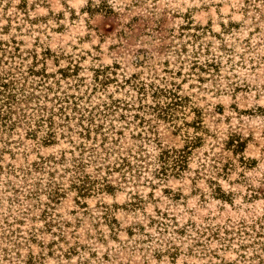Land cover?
Here are the masks:
<instances>
[{
  "label": "rangeland",
  "instance_id": "374dc122",
  "mask_svg": "<svg viewBox=\"0 0 264 264\" xmlns=\"http://www.w3.org/2000/svg\"><path fill=\"white\" fill-rule=\"evenodd\" d=\"M0 76V264H264V0H0Z\"/></svg>",
  "mask_w": 264,
  "mask_h": 264
},
{
  "label": "trees",
  "instance_id": "16d2710c",
  "mask_svg": "<svg viewBox=\"0 0 264 264\" xmlns=\"http://www.w3.org/2000/svg\"><path fill=\"white\" fill-rule=\"evenodd\" d=\"M9 81H11L10 79L8 80V78H4V76H0V119L1 121H3L5 118V115L10 111L11 109V105L13 102V98H14V89L12 87V83H10ZM9 82V83H8ZM170 105V104H168ZM171 105H177L173 104L171 102ZM114 107L116 105H113ZM106 110H108V108H105ZM164 113V112H162ZM163 115V114H162ZM162 115L160 113H157V118H162ZM52 127V123H49L48 128L51 129ZM82 132H84V136L85 137H89L91 130L89 128H82ZM52 132L49 130L47 132V136L51 137ZM81 134V133H80ZM103 136V135H101ZM105 136H103V138L101 139V143L99 144L98 148H101L102 150L108 151V147L104 146V142L107 141L106 138H104ZM47 141H50V138H46ZM95 151V150H93ZM112 152V151H111ZM166 152V151H164ZM169 152V151H168ZM93 153V152H92ZM73 154V153H72ZM165 153H163L162 151H160L159 157L157 158V169H155V172L153 174V177L155 178H161V176H164V165L166 164V160L164 159V157H162ZM141 155V154H140ZM137 160L136 156L134 154H132L129 151L125 150V151H118V160H116V162H114V164L117 166V168H115L118 171L121 170H128V172L132 171V168L134 167L133 161ZM179 163H184V156L182 158H178ZM72 164L70 165L74 171V175L75 178L73 177V179H75L77 182L82 183V185L85 183L84 181L79 179V176H81V167H82V161L80 160V156L78 157H74L71 160ZM180 165V164H177ZM181 167V166H180ZM77 176V177H76ZM84 178H86L85 175H83ZM124 177V175H122ZM105 189H108L109 186H105ZM88 192V189L84 186H79L78 187V193L84 195L85 193ZM57 194L56 192H54V195ZM217 197H224V193L221 190H218L216 193ZM219 195V196H218ZM152 224H156L157 227L159 228V230H167L168 227V222L165 221L166 216L163 214H159L157 218H149ZM174 233H178V231H175Z\"/></svg>",
  "mask_w": 264,
  "mask_h": 264
}]
</instances>
